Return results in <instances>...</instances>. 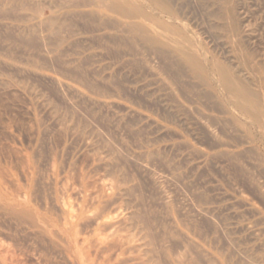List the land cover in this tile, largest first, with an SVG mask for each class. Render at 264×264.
Masks as SVG:
<instances>
[{
    "label": "rangeland",
    "instance_id": "obj_1",
    "mask_svg": "<svg viewBox=\"0 0 264 264\" xmlns=\"http://www.w3.org/2000/svg\"><path fill=\"white\" fill-rule=\"evenodd\" d=\"M0 264H264V0H0Z\"/></svg>",
    "mask_w": 264,
    "mask_h": 264
},
{
    "label": "bare ground",
    "instance_id": "obj_2",
    "mask_svg": "<svg viewBox=\"0 0 264 264\" xmlns=\"http://www.w3.org/2000/svg\"><path fill=\"white\" fill-rule=\"evenodd\" d=\"M121 3H122V2H121ZM119 4H120L119 2H116V3H115V6H120ZM149 35H151V33H150ZM161 36H165V32L161 33Z\"/></svg>",
    "mask_w": 264,
    "mask_h": 264
}]
</instances>
